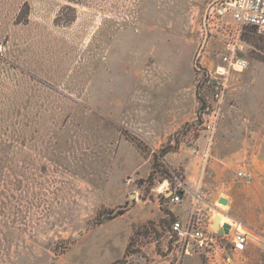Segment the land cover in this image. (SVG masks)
<instances>
[{"label":"rangeland","instance_id":"obj_1","mask_svg":"<svg viewBox=\"0 0 264 264\" xmlns=\"http://www.w3.org/2000/svg\"><path fill=\"white\" fill-rule=\"evenodd\" d=\"M218 1L0 0V264L182 263L167 207L184 169L177 148L160 180L153 153L199 148L233 39ZM242 40L216 127L264 133V36Z\"/></svg>","mask_w":264,"mask_h":264},{"label":"crops","instance_id":"obj_2","mask_svg":"<svg viewBox=\"0 0 264 264\" xmlns=\"http://www.w3.org/2000/svg\"><path fill=\"white\" fill-rule=\"evenodd\" d=\"M238 127L241 124L236 116H223L212 132L200 131L204 134L195 144L199 148L181 145L173 153L175 165L184 169L185 179L178 183L183 192L181 201L167 207L168 216L173 219L169 222V238H172L170 224L176 220L185 224L199 218L212 229L214 216L221 215L222 225H229L228 236H219L208 251L184 252L173 239L168 257H182L181 264H223L226 259L243 258L246 251L252 254L264 248V133L250 129L242 135L238 134ZM243 168L246 178L237 176ZM221 198L225 204L219 203ZM236 233L255 238L244 252L233 250ZM170 259L168 264L172 263Z\"/></svg>","mask_w":264,"mask_h":264},{"label":"built area","instance_id":"obj_3","mask_svg":"<svg viewBox=\"0 0 264 264\" xmlns=\"http://www.w3.org/2000/svg\"><path fill=\"white\" fill-rule=\"evenodd\" d=\"M217 5L219 7L216 10V16L228 15L232 20L231 23L234 24V29L233 39L223 44L222 51L217 55L219 64L208 73L210 79L208 84L215 88L212 98L216 102L213 110L205 114L203 118V130L208 132H212L216 127L223 90L226 88L228 78L231 74L246 68L242 50L245 45L242 40L243 31L252 27L258 34L264 36V0H219ZM231 23L226 22L225 25L230 27ZM221 70L223 72H220ZM218 79L221 81L218 82ZM237 176L246 178L245 169L238 172ZM180 201L181 197L178 193L172 191L170 202L179 203ZM170 234L174 241L183 247L184 252H188L189 249L208 251L217 243L219 237L212 229L202 224L199 218L190 219L185 224L177 220L173 221L170 224ZM249 242H252V239L246 234L236 233L233 236V250L244 252Z\"/></svg>","mask_w":264,"mask_h":264},{"label":"trees","instance_id":"obj_4","mask_svg":"<svg viewBox=\"0 0 264 264\" xmlns=\"http://www.w3.org/2000/svg\"><path fill=\"white\" fill-rule=\"evenodd\" d=\"M248 29H250V33H252V35H256L257 32H256V30L254 28L248 27ZM253 39L254 38L251 37V36H247L246 34L243 35V40L244 41L248 42V41H252ZM206 107L208 108L209 105L206 106ZM175 143H176V145L174 147H172V148H168L167 150H164V151H162L161 153H158V154L156 152L153 153V165L155 167L156 172H158L160 174V180H168V181H170V177L168 176L167 172H165L163 170V166L161 165V163H158V159L163 158L167 153L175 152L177 150V148H178V141L176 140ZM184 179H185V177H180L179 181L183 182ZM177 193H178V195L180 197L183 196V192L181 190H178ZM167 214H169V212H167Z\"/></svg>","mask_w":264,"mask_h":264},{"label":"water","instance_id":"obj_5","mask_svg":"<svg viewBox=\"0 0 264 264\" xmlns=\"http://www.w3.org/2000/svg\"><path fill=\"white\" fill-rule=\"evenodd\" d=\"M204 20H205V16H204ZM206 38H207V35L205 34V38L203 40V43H202V46L200 48L199 53L201 52V49L203 47V44L205 43ZM210 84H213V83H210ZM170 196H171V192H170ZM219 203L220 204H225V200L223 198H221L219 200ZM219 219H220L219 215H215L214 216V222H213L212 231H214L219 236H227L229 234V225L225 224V225L219 226Z\"/></svg>","mask_w":264,"mask_h":264},{"label":"bare ground","instance_id":"obj_6","mask_svg":"<svg viewBox=\"0 0 264 264\" xmlns=\"http://www.w3.org/2000/svg\"><path fill=\"white\" fill-rule=\"evenodd\" d=\"M220 72H223V70H221ZM224 199V198H223ZM216 214V213H215ZM221 216V215H220ZM226 219V218H225ZM224 223V218H222V216L220 217V219H219V226H221L222 224ZM225 225V224H224ZM236 226V225H235ZM240 229V228H239ZM232 231V230H231ZM230 231V232H231ZM240 231V230H239ZM232 233V232H231ZM252 239H255V238H253L252 237Z\"/></svg>","mask_w":264,"mask_h":264}]
</instances>
